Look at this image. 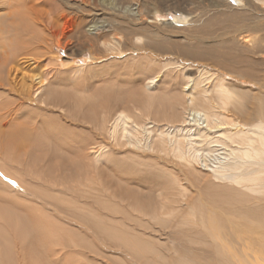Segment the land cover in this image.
I'll list each match as a JSON object with an SVG mask.
<instances>
[{"label":"rangeland","instance_id":"374dc122","mask_svg":"<svg viewBox=\"0 0 264 264\" xmlns=\"http://www.w3.org/2000/svg\"><path fill=\"white\" fill-rule=\"evenodd\" d=\"M12 1L0 0V264H264V188L252 194L234 183L240 172L215 173L247 136L232 123L264 102V67L256 64L254 83L222 78L211 66L241 69L226 58L244 54L223 37L194 43L183 35L249 9L247 1L263 14L264 2L52 0L68 14L80 10L84 30L95 23L93 34L110 33L95 38L101 60L74 39L68 50L46 45L36 61L25 40L10 73ZM138 8L149 19L131 25L126 9ZM182 15L192 22L180 23ZM120 25L150 28L122 46ZM144 43L173 53L137 48ZM187 51L206 65L185 63ZM221 83L235 85L234 99H223ZM262 159L255 168L264 178ZM229 190L250 202L231 201Z\"/></svg>","mask_w":264,"mask_h":264},{"label":"bare ground","instance_id":"6f19581e","mask_svg":"<svg viewBox=\"0 0 264 264\" xmlns=\"http://www.w3.org/2000/svg\"><path fill=\"white\" fill-rule=\"evenodd\" d=\"M109 1H111V3L114 4L113 3L114 0H109ZM257 1L264 2V0H257ZM12 2L14 6L15 38H14V42L12 41L14 44L12 47L14 58L10 60V63L14 64V67L10 68L9 70L10 73L17 69L18 62H16L15 59H17L18 57L24 54L21 52L22 51L21 49L25 43L24 42L25 40L26 42L27 41L33 42L32 44L33 47L30 48L28 46H24L25 48L24 51L29 53H33L35 51L34 56L36 61H39V57L41 59L42 56H45L44 50H46L45 49L46 45L53 47L57 46L61 48L64 46V48L68 50L70 49V45L74 43V42L72 43V40L74 39H76L79 44L78 48L82 49L83 51L87 50L91 52L90 55L92 56L93 61L101 60L100 58L102 56H97L98 53L95 51V46H94L95 38L96 36L108 38L110 33L101 31L98 35L93 34L95 29L98 28L95 23H93L91 26H88L89 27L88 30H84L83 28L85 21L82 19L83 13H81L80 10L74 11L75 13L70 12L68 14L65 11H63L61 4L54 2L52 0H13ZM37 2H43V4L47 6V8L39 9L38 6L39 3ZM82 3L85 4V1H82ZM32 4H34V6H32ZM246 4L248 5L249 9L247 10L244 9L243 12H238L237 14L227 16L225 21L223 22H219L220 20L218 22L209 21L205 24H202L199 27H196V29H194L193 32L183 33L185 40L189 41L191 39L192 41L194 39L193 40L194 43L195 42L201 43L204 40H208L211 38L210 36L223 37L224 42H222L220 39L218 40L221 41L226 48L228 47L229 50H235L236 52L239 51L240 55L244 54L245 58L244 57L226 58L228 62L240 65L239 67L241 69L235 67L227 68L224 67V65L211 66V68L213 67V69L214 68L217 69L218 75L222 76V78L230 77L235 81H239V79H243L242 84L254 83L256 81L257 75L255 72H253L256 69V64H261L264 67V11L262 14L261 10L258 9L257 5L250 1H247ZM137 10L138 11L126 9V13L129 14L130 17H132L131 19H129L131 25L136 24V22H142L144 20L149 19V17L146 16L147 15L146 12L143 13V11L139 10V8ZM251 12H253V15L251 14ZM148 15L150 16V14ZM154 17L156 18V15ZM60 19L64 20V24L62 25V27L58 24L59 22L58 20ZM178 21L180 23H185V24L186 23L190 24L192 22V20L187 15H182V17H180ZM149 28L150 26L148 27L142 26L140 27V29H136L132 27L130 29H126V28L124 29L122 25L117 26L116 34L118 35V33H121L122 35L120 38H116V40L122 46L128 45L129 43L133 44V39L135 35H139L140 38H142L143 36L147 37L149 33ZM257 35L260 38H258ZM53 37L54 38L57 37L56 38L57 43L53 44L52 42ZM238 40L245 44L243 47H241L243 49H240L238 47L239 46ZM150 45L155 49L152 48ZM41 48H43V50ZM137 48L143 49L144 51H148V52L154 51V53H158L162 55H170L171 53H173L171 52L170 48H167V46L161 47L158 45V43H155V45H152L151 43L150 44L144 43L143 45H137ZM83 51L81 52L82 54ZM118 53H123V51L119 49ZM189 53L187 51L186 55L183 54L185 56V58L184 57L183 58L186 60L185 63H190V66H196L197 68L206 65L202 61V58L199 57V54H197L196 52L190 54ZM144 56L147 59V61H152L155 58L154 54L152 53L150 54L146 53L144 54ZM243 67H245L244 70ZM248 67H251V69H248ZM260 75H261V79L264 80V74L260 73ZM261 79H259L260 82ZM221 85L225 87L221 89V93L224 96L223 99L229 101L230 98H233V95H230L232 94V92L229 90V87H233L235 85L228 84L229 87L225 86L223 83H221ZM255 98L260 99L259 96ZM59 101L63 102L61 100ZM60 105H62V103ZM252 105L255 106V108L253 109L254 113H252L251 116L246 115L244 119H240L244 121L243 124L241 123L237 124L236 120L232 123L233 126L237 129V134L247 133L245 139L240 141V143H242L240 144L241 148H234V147L230 148L231 152L229 153V157H230V161H233V163L231 164L225 163L224 164L225 170L224 169L217 170L215 171V173L224 176L225 172L227 174L228 172H230L231 174L233 173L238 174L240 172V174L236 175L234 183L241 186L242 188L248 189L252 194H258L264 188V178H262L261 176L262 171L256 170L255 168L258 162H261L263 160L262 158L264 156V102H262L261 100L259 103L256 102L252 103ZM227 111L231 112L230 110ZM232 113L235 114L237 119L240 117V111L238 107H236L235 113L233 111ZM245 128L249 129V131L245 132ZM249 133H251V135ZM6 138L10 141L11 144H13V146L19 148L18 146H16L19 137L15 136L14 134H10ZM7 139H5L4 141H6ZM182 147L183 146L180 145V150L179 148H177L180 151V153ZM25 149L26 148H24L23 151ZM18 150L20 151L22 149H18ZM235 150L238 151L239 156L238 155L236 156ZM227 194L231 201L236 199L239 202L248 204L251 200V195L242 196L239 193V191L236 190H229ZM216 225H219L217 221H216ZM216 225L211 224L210 228L216 232H219L218 227ZM244 227L246 229H250V228L252 229L253 224L248 223L245 224ZM220 236L222 235L219 234V237Z\"/></svg>","mask_w":264,"mask_h":264}]
</instances>
